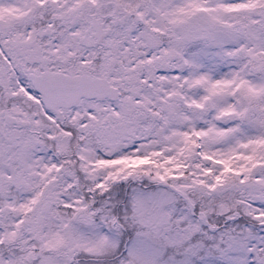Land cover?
<instances>
[{
  "label": "snow or ice",
  "instance_id": "obj_1",
  "mask_svg": "<svg viewBox=\"0 0 264 264\" xmlns=\"http://www.w3.org/2000/svg\"><path fill=\"white\" fill-rule=\"evenodd\" d=\"M0 264H264V0H0Z\"/></svg>",
  "mask_w": 264,
  "mask_h": 264
}]
</instances>
